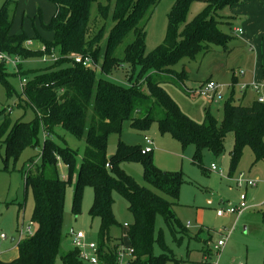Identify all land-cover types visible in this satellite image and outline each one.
<instances>
[{"label":"trees","instance_id":"trees-1","mask_svg":"<svg viewBox=\"0 0 264 264\" xmlns=\"http://www.w3.org/2000/svg\"><path fill=\"white\" fill-rule=\"evenodd\" d=\"M48 1L54 5L55 12L48 24H42V30L52 33L54 39L45 44L46 54L59 50L60 59L42 62L51 67L45 74L33 76L23 89L25 105L19 106L31 108L35 118L13 123L11 111L4 110L8 116L0 125V148L4 144L3 171L6 172L10 160H17L27 148L37 149L38 134L40 131L44 134L41 162L30 165L25 177L26 191L32 192L34 200L31 217L34 232L18 244L15 260H0V264H87L77 249L64 251L67 189L74 175V213L80 210L84 188L93 189L89 215L100 220L101 262L114 264L116 261L117 248L109 246L112 228L118 224L114 214L115 194L127 201L134 218L127 229L129 247L134 251L129 264L178 262L165 242L163 230H157V218L162 217L172 232L179 228L182 234L188 233L175 211L184 174L160 170L153 162L152 153L142 154L140 145L120 143L117 153L109 159L108 139L111 133L121 135L125 122L141 132L148 131L157 122L162 133L171 132L184 148L194 145L197 154L202 150L214 155L224 152L227 135L234 133L231 175L246 146L251 148L256 161L264 160V104L256 100L249 105L233 104L231 98L225 105L223 122L219 123L207 112L205 120L198 123L181 111L164 91L161 80L170 76L182 84L187 79L186 71L174 70L181 61L195 60L214 47L225 50L234 37L221 26L231 31L232 23L219 17L218 10L232 8L244 0H207L205 11L192 21H188V16L193 0H177L168 15L163 43L150 53L146 51L145 27L161 0H107L106 4L98 3L99 0ZM96 3L98 13L93 18L91 10ZM10 6L11 0H8L0 10V52L19 60L42 59L45 52L27 47L30 37L25 33H11L14 15ZM129 33H134L135 39L120 59L115 52ZM34 38L41 39L38 32ZM76 57H89L99 66L86 69L75 64ZM21 64L20 61L17 70H22ZM124 66L130 67L128 78L134 82L130 88L97 76L98 72L110 74ZM149 69L153 74L145 77ZM26 74L33 73L28 70ZM59 130L85 143L79 166L77 152L55 139L60 138ZM5 136L9 137L3 141ZM199 157H194L195 162ZM60 160L68 169L67 178L59 174ZM127 162L142 164L144 180L150 187L141 186L123 169ZM260 214L264 223V209ZM202 232L196 234V239L201 241ZM208 241L209 238L204 240L203 249L209 253ZM155 246L162 251L160 255H155Z\"/></svg>","mask_w":264,"mask_h":264},{"label":"rangeland","instance_id":"rangeland-1","mask_svg":"<svg viewBox=\"0 0 264 264\" xmlns=\"http://www.w3.org/2000/svg\"><path fill=\"white\" fill-rule=\"evenodd\" d=\"M8 0H0V10ZM177 0H161L154 9L146 23V51L152 52L164 41L168 15ZM207 0H193L190 6L188 21L202 14L206 9ZM107 0H99L98 3L106 4ZM98 3L93 4L91 16L94 18L98 11ZM14 15V24L11 30L13 35L25 33L31 38V43L27 47L33 50H43L45 44L53 42V34L42 30V24H48L55 12L54 5L48 0H11L9 7ZM231 8L218 10V16L230 19L232 27H239L242 17L232 13ZM41 14V15H40ZM226 32L228 27L221 26ZM36 32L41 39L34 40ZM32 38H34L32 40ZM45 39V40H43ZM108 39L105 34L103 43ZM135 39L134 33H129L123 42L118 46L115 56L122 59L125 55V48ZM48 41V42H47ZM230 53H224L223 49L217 48L210 53L197 56L195 60L184 59L174 68L175 71H186L187 79L180 84L172 77L167 76L161 79L164 91L179 106L181 111L192 120L202 123L209 112L219 123L225 117V105L231 100L233 104L248 105L257 98L253 87L247 91L246 101L240 102L239 87L242 85L251 86L250 69L253 66L255 54L250 53V47L242 44L238 37L230 46ZM57 50V56L59 55ZM13 60L15 56H11ZM20 71L13 64L0 65V125L3 123L8 113L15 123L18 119L25 122L32 121L35 113L31 108L24 109L20 105H25L23 89L20 81L32 80L33 76L45 74L50 64H43L42 59L22 60ZM98 68V63H96ZM29 73L26 74V71ZM233 72L240 78L236 85H233ZM130 67L124 66L110 74L98 72V78L110 81L116 85L126 88L133 86L128 74ZM241 73L245 74L242 77ZM21 74V75H20ZM153 70L149 69L145 77L152 75ZM21 78V79H20ZM213 80L220 86L221 97L215 101L208 100L200 96L197 92L208 81ZM9 85V89H7ZM264 96V91L260 93ZM4 110H6L4 112ZM4 112V113H1ZM60 138H55L58 143L66 144L77 152V165L82 160L85 143L71 136L64 130H59ZM9 136H5L3 141ZM146 138L154 143L152 158L155 166L162 171L182 172L185 181L181 188L179 205L175 211L180 222L187 226L190 224L188 233L182 234L179 228L172 232L164 223L162 217L157 218V230H163L165 242L172 250V254L178 262L169 261L166 264H264V223L260 211L264 209V160L256 161L251 148L246 146L236 163L232 175L231 152L235 146V135L229 133L226 137L224 152L214 155L208 150H202L197 154L196 147L192 144L183 147L182 144L172 135L171 132L162 133L157 122L153 123L148 131L141 132L131 126L130 122L123 124L121 135L111 133L108 139L107 153L113 156L117 153L120 143L127 146L147 147ZM40 146L33 149H25L17 160H10L9 171H3L5 166V147L0 148V236L8 237L6 242L0 243L2 250L1 258L9 259L14 256L17 244L11 243V238L17 237L21 229L27 228L31 224V217L34 208L33 194L26 191L25 177L29 166L33 163H40L41 149L44 144V134H38ZM264 142V141H263ZM200 155L199 162H195V156ZM216 170H212V166ZM123 169L131 175L141 186H148L144 180V168L139 162H127L123 164ZM59 174L63 178L68 177V169L65 163L60 160L58 166ZM244 176L245 181L256 182L255 187L246 188L236 185V180ZM75 175L67 189L65 206V218L63 232L67 236L64 251L74 250L71 244L70 233L74 231L84 232L87 242L100 243L99 229L100 220L93 219L89 215V210L93 203V189L86 186L83 190L80 210L74 213L72 210V199L74 195ZM242 193L247 195V204L250 209L246 211L236 222L235 216L218 217L217 211L232 205L237 206ZM114 214L118 222L112 228L110 248H117L118 251L127 249L129 239L127 229L133 223V215L128 210L127 201L120 195L115 194ZM34 229V227H33ZM209 238L210 252L203 249L204 240L196 239ZM222 234L230 235L228 243L223 251L218 255L215 247L222 238ZM182 239L180 243L178 240ZM162 251L155 246V255H160ZM129 255H125L128 262ZM60 264V263H59Z\"/></svg>","mask_w":264,"mask_h":264},{"label":"built area","instance_id":"built-area-1","mask_svg":"<svg viewBox=\"0 0 264 264\" xmlns=\"http://www.w3.org/2000/svg\"><path fill=\"white\" fill-rule=\"evenodd\" d=\"M241 32L242 31L239 30V33H241ZM30 43H31V41H29V44ZM42 51L45 52V54L42 58L43 63H53V62H56L60 59V57L57 56V51H55V50H52L51 54H46V48L44 47ZM19 62H20V60L18 58L13 60L12 57L9 56L8 54L0 52V63H6L8 65L13 64L17 68V65ZM74 62H75V64L82 65L86 69H91V68L93 69L95 67L97 68L93 59H91L89 57H85V58L76 57L74 59ZM241 75H244V73H241ZM20 83H21L22 87H25V85L28 83V80L27 79L21 80ZM251 87L254 88V90L257 94L256 101L264 104V96L260 95V93L262 91H264V79H263L262 83H260V84H252L251 86H248V85L240 86L239 87L240 94L242 96H244L245 93ZM197 94L207 98L208 100L215 101L216 98L219 99L221 97L220 86L218 85L217 82L210 80L202 88H200V90L197 92ZM146 142H147V147L142 148V154L153 153L154 143L147 138H146ZM107 167L109 168V166H107ZM212 170L213 171L216 170V167L214 165L212 166ZM236 185L240 186V187L245 186L246 188H249V187H255L257 185V183L253 182V181H245L244 176L240 175V177L236 180ZM249 208L250 207L247 204V195H246V193H242V195L240 196L239 204L237 206L233 207L232 205H229L225 209L218 210L217 216L218 217L236 216V218L239 219L240 216H242ZM33 227H34V225L32 222L27 228L23 227L21 229V231L19 232L18 237H16L15 240H17L18 243H20L25 238L32 236L33 232H34ZM189 227H190V224H188L187 228H189ZM222 235H223L222 238L220 239V241L217 243V245L215 247L216 253L218 255H220V253L226 247L228 240L230 238V235H227V234L226 235L222 234ZM7 238L8 237L6 235L2 234L0 236V241H5V240H7ZM70 238H71L72 246L79 251L80 258L85 263H87V264H106V263L101 262L100 250H99L98 244H96L94 242H87L86 241V235L84 232L80 231V232L74 233V231H71ZM133 253H134V251L129 247V245H128V248L126 250L125 249H123L122 251L117 250L116 261L114 264H129L130 261L132 260ZM0 255H1V253H0ZM125 255H129L128 262H124L125 261Z\"/></svg>","mask_w":264,"mask_h":264},{"label":"crops","instance_id":"crops-1","mask_svg":"<svg viewBox=\"0 0 264 264\" xmlns=\"http://www.w3.org/2000/svg\"><path fill=\"white\" fill-rule=\"evenodd\" d=\"M231 10H233L231 11L232 13L234 12L236 15L241 16L243 21L239 27H232L231 31H226V33L232 32L234 38L223 52L230 53V44L239 37L242 44L248 45L250 47V53L255 54V57L253 59V66L250 69V82L248 83H251V85L260 84L264 79V0H244L239 4L233 6ZM239 30H241L242 32L239 33ZM217 48L218 47H214L213 50ZM242 77H245V74L242 75ZM239 78L240 77L237 76L235 72H233V85H236ZM246 97L247 92L244 96L239 95L240 102L246 101ZM255 100L256 99H254V101ZM251 103L252 102L250 101L249 104ZM237 221L238 219L236 218V222ZM188 229L190 230V227ZM200 230L205 231L203 229ZM15 239L16 237L11 238V243L14 245L18 243V241ZM201 239L205 240L206 238ZM7 240L0 241V243H4ZM18 244L14 256L9 259L1 258L2 250L0 249V260L4 262H10L15 260L18 257Z\"/></svg>","mask_w":264,"mask_h":264},{"label":"water","instance_id":"water-1","mask_svg":"<svg viewBox=\"0 0 264 264\" xmlns=\"http://www.w3.org/2000/svg\"><path fill=\"white\" fill-rule=\"evenodd\" d=\"M113 156H110L109 159H111Z\"/></svg>","mask_w":264,"mask_h":264}]
</instances>
